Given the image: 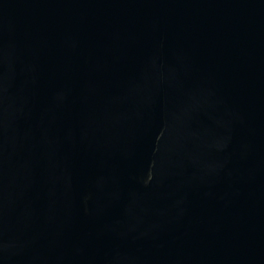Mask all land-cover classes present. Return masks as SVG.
I'll use <instances>...</instances> for the list:
<instances>
[{
    "label": "water",
    "instance_id": "1",
    "mask_svg": "<svg viewBox=\"0 0 264 264\" xmlns=\"http://www.w3.org/2000/svg\"><path fill=\"white\" fill-rule=\"evenodd\" d=\"M0 264H264V0H0Z\"/></svg>",
    "mask_w": 264,
    "mask_h": 264
}]
</instances>
